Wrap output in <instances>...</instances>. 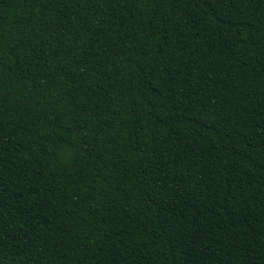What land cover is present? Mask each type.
Instances as JSON below:
<instances>
[{
  "label": "trees",
  "instance_id": "16d2710c",
  "mask_svg": "<svg viewBox=\"0 0 264 264\" xmlns=\"http://www.w3.org/2000/svg\"><path fill=\"white\" fill-rule=\"evenodd\" d=\"M0 264H264V0H0Z\"/></svg>",
  "mask_w": 264,
  "mask_h": 264
}]
</instances>
